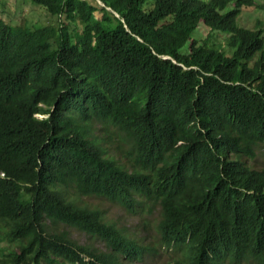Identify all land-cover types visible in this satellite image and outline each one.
<instances>
[{
	"label": "trees",
	"instance_id": "trees-1",
	"mask_svg": "<svg viewBox=\"0 0 264 264\" xmlns=\"http://www.w3.org/2000/svg\"><path fill=\"white\" fill-rule=\"evenodd\" d=\"M99 1L31 0L43 26L0 18V264H126L157 249L175 264H264V168L252 165L264 23L237 24L255 1ZM80 197L129 213L151 201V243Z\"/></svg>",
	"mask_w": 264,
	"mask_h": 264
},
{
	"label": "rangeland",
	"instance_id": "rangeland-1",
	"mask_svg": "<svg viewBox=\"0 0 264 264\" xmlns=\"http://www.w3.org/2000/svg\"><path fill=\"white\" fill-rule=\"evenodd\" d=\"M258 2L257 4H259ZM0 18L10 25H27L30 27L47 25L52 21L51 17L44 15L43 11L33 4L31 0H0ZM258 20L264 22V13L253 6L241 11L237 24L247 29H253ZM207 32L208 29L200 24L198 29L192 34V39L201 41L205 38ZM186 50L187 46L183 47L181 52H186ZM37 118L41 119L42 116H37ZM108 146L110 154H115L118 159L122 160L123 164L127 165V159H125L127 152L123 146L117 142L108 143ZM252 165L256 168H264V157L258 156L252 162ZM78 204L102 211L110 222H114L119 227L129 230L144 245L151 243L153 236H155L156 224L160 214L159 207L153 205L151 201L136 205L135 213H129L117 203L97 198L80 197ZM51 231L67 233L79 245L93 244L102 248L99 242H93L84 234L69 227H54ZM175 259L176 257L171 253L157 249L152 253L146 254L141 262L132 264H175Z\"/></svg>",
	"mask_w": 264,
	"mask_h": 264
},
{
	"label": "clouds",
	"instance_id": "clouds-1",
	"mask_svg": "<svg viewBox=\"0 0 264 264\" xmlns=\"http://www.w3.org/2000/svg\"><path fill=\"white\" fill-rule=\"evenodd\" d=\"M255 1V5L254 6H258V5H264V0H254ZM259 1V2H258ZM96 2L100 5V6H103V4L99 1V0H96ZM257 2L259 3V4H257ZM249 8H251V7H249ZM243 9H245V8H242V10ZM257 9V8H256ZM109 10V9H108ZM241 10V11H242ZM259 10V9H258ZM261 11V10H260ZM263 12V11H262ZM264 13V12H263ZM241 15V14H240ZM116 17H118L117 15H115ZM240 17V16H239ZM239 17H238V19H239ZM238 19H237V21H238ZM258 21H260V20H258ZM264 23V22H263ZM240 26V25H239ZM256 26V25H255ZM241 27V26H240ZM244 28V27H243ZM198 29V28H197ZM247 29V28H246ZM253 29H255V27L253 28ZM218 39L220 40V41H222V39H221V37H218ZM195 40V39H194ZM38 115H36V117H37ZM43 117V116H42ZM0 177L1 178H3L4 177V174H0ZM159 219H160V217H159ZM159 219H158V221H159ZM158 223V222H157ZM157 225V224H156ZM125 263L126 264H132V263H127L126 261H125ZM134 263V262H133Z\"/></svg>",
	"mask_w": 264,
	"mask_h": 264
}]
</instances>
